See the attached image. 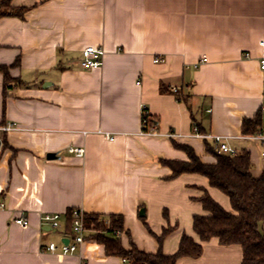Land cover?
<instances>
[{"label":"crops","instance_id":"crops-1","mask_svg":"<svg viewBox=\"0 0 264 264\" xmlns=\"http://www.w3.org/2000/svg\"><path fill=\"white\" fill-rule=\"evenodd\" d=\"M10 7L27 9L0 17V64L10 65L6 85L0 72V125H16L0 132V264H127L90 230L76 252L46 249L73 240L75 208L121 214L127 250L155 254L170 226L164 254L178 250L184 233L200 241L193 216L209 212L198 198L207 190L233 211L230 199L205 175L171 177L161 161H189L178 143L216 162L206 144L221 153L217 143L193 135L195 126L226 137L236 152L249 150L253 175L262 174L264 140L253 136L264 135V122L250 136L243 121L259 111L264 118V0H10ZM89 45L103 47L102 66L81 65ZM145 111L159 134L145 132ZM43 213H60V226L40 227ZM21 216L30 223L14 221ZM242 258L239 244L213 238L201 256L177 264Z\"/></svg>","mask_w":264,"mask_h":264},{"label":"trees","instance_id":"trees-1","mask_svg":"<svg viewBox=\"0 0 264 264\" xmlns=\"http://www.w3.org/2000/svg\"><path fill=\"white\" fill-rule=\"evenodd\" d=\"M26 9H13L10 7V0H1L0 17L14 14L23 17ZM9 66L0 64L5 85L10 80ZM176 96L179 100H185L178 91ZM144 116L147 130L154 121L150 120L149 115ZM263 120L262 111L253 118L244 119L243 132L250 136L259 133ZM176 145L187 151L190 159H161L172 169L171 177L185 172L205 175L211 186L220 189L229 197L233 211L226 210L205 190L198 200L209 214L193 216V228L200 241L184 233L178 250L173 254H164L162 251L163 241L171 232V226L166 227L162 234L157 236L160 249L155 254L139 250L135 245L129 250L125 249L120 237L124 230L121 214H111L106 218L97 213H85L86 228L92 232L93 237L104 244L107 255L127 259V264H177L178 259L184 256L198 258L203 253V243L213 238L222 245L239 244L243 250L241 264H264V232L261 227L264 223V166L262 174L254 176L251 171V154L247 149L236 154L219 153L213 145L207 143L206 150L215 156L216 162L203 163L191 146L178 143ZM165 215H168L167 211ZM68 220L72 226L71 211L68 213Z\"/></svg>","mask_w":264,"mask_h":264},{"label":"built area","instance_id":"built-area-1","mask_svg":"<svg viewBox=\"0 0 264 264\" xmlns=\"http://www.w3.org/2000/svg\"><path fill=\"white\" fill-rule=\"evenodd\" d=\"M261 45L264 46V40L261 41ZM83 59L81 61V65L86 68H97L103 65L104 60V54L105 51L103 47L89 45L83 49ZM208 58L201 59L200 61L194 63V67L197 68L199 65L203 62H206ZM164 59L161 57H155L154 61L159 62L163 61ZM261 67L264 69V54L261 57ZM177 89H174L176 91ZM264 110V107H263ZM144 115H148V112H144ZM146 121V120H145ZM16 125L14 123H6L0 125V132H5L11 129H15ZM145 132L149 134H159V132L156 130V128L151 125L149 129L145 130ZM167 136H175L177 134L174 133V131H170L168 133H165ZM195 136L203 137V138H212L217 143V147L221 153H231L236 154L237 152L234 151L233 148H231L226 142L225 138L222 135H216V134H205L202 133L197 126L194 127V134ZM107 136L110 139H113L114 137L110 135V133H107ZM255 138L264 140V135L258 134L257 136H253ZM68 151L71 153H76L78 155H84L85 148L82 147H75L71 146L68 148ZM262 157L264 158V151H262ZM1 207L3 204L0 205ZM72 216V229L74 232L73 240H69L68 242H63L61 246L56 245L54 242H50L49 245L46 246V249L48 251H61L63 253H72L78 251L80 245L82 242L86 239V233L89 231L88 228H86L84 223V217H85V211L82 208H75L71 211ZM60 219L61 214L60 213H43L40 216V227L44 225H48L52 228L59 227L60 226ZM16 223H19L21 225H28L30 222L28 218L25 217H16L14 219ZM123 261H127V259H123Z\"/></svg>","mask_w":264,"mask_h":264},{"label":"water","instance_id":"water-1","mask_svg":"<svg viewBox=\"0 0 264 264\" xmlns=\"http://www.w3.org/2000/svg\"><path fill=\"white\" fill-rule=\"evenodd\" d=\"M48 156H49V157H55V154H49ZM140 213H141V214H144V209H142ZM67 241H68V240H67ZM67 241H66V242H67Z\"/></svg>","mask_w":264,"mask_h":264},{"label":"rangeland","instance_id":"rangeland-1","mask_svg":"<svg viewBox=\"0 0 264 264\" xmlns=\"http://www.w3.org/2000/svg\"><path fill=\"white\" fill-rule=\"evenodd\" d=\"M261 227H262V225H261Z\"/></svg>","mask_w":264,"mask_h":264}]
</instances>
